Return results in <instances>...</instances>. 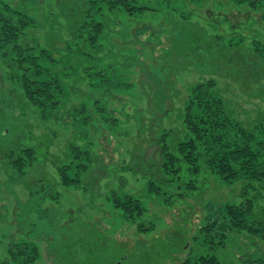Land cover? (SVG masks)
I'll return each instance as SVG.
<instances>
[{"label":"rangeland","instance_id":"374dc122","mask_svg":"<svg viewBox=\"0 0 264 264\" xmlns=\"http://www.w3.org/2000/svg\"><path fill=\"white\" fill-rule=\"evenodd\" d=\"M86 1H26L35 20L28 34L58 58L55 71L64 83L62 104L48 118L27 103L0 65V264H178L202 254L219 264H241L248 255L264 258V241L246 232L226 231L223 247L216 245L219 233L207 244L202 232L211 221L225 231L222 210L243 201L241 183L225 184L205 172L195 177L181 162L180 182L195 180L196 188L170 201L165 197L176 192L177 182L165 187L158 181L160 141L170 133L165 140L176 151L172 132L182 130L179 115L191 87L213 80L245 125L264 122V2L159 0L158 11L133 16L103 7L94 15L104 26L97 53V44L76 38L88 36L78 29ZM79 105L86 113L72 115ZM70 142L91 152L84 189L59 184L57 167L69 160ZM24 147L35 150L37 161L21 180L12 161ZM152 178L161 196L148 189ZM112 191L141 201L138 221L153 229L132 226L113 207Z\"/></svg>","mask_w":264,"mask_h":264},{"label":"trees","instance_id":"16d2710c","mask_svg":"<svg viewBox=\"0 0 264 264\" xmlns=\"http://www.w3.org/2000/svg\"><path fill=\"white\" fill-rule=\"evenodd\" d=\"M26 1L20 0L13 4L0 0V65L5 69L8 81L21 91L27 103L38 110L44 118H48L62 104L65 96L64 83L55 71L59 66L58 58L42 47L35 37L28 34L29 30L35 27V20L28 13ZM30 1L39 4L42 0ZM141 1L87 0L86 13L82 16L78 29L88 32V36L77 34L76 38H82L86 43L91 41L92 45L97 44L96 52H100L102 47L98 43L99 32H102L104 26L94 20V15L101 13L103 7L108 11L122 9L132 16L145 10L158 11L161 8L159 0H154L152 5ZM234 1L251 7L264 2V0ZM216 84L213 80H207L190 88L179 115L182 130L172 132L178 137L176 151L171 150L165 140L170 133L165 132L160 141L161 179L158 181L165 187L177 182L176 192L170 194L169 198L165 197L170 201L182 197L181 190L185 189L192 193L196 188L195 180L180 182L181 162L185 163L188 173L195 177L205 172L218 176L225 184L241 183L243 201L239 204H227L222 210L225 231H221V226L216 221H211L202 228L205 240L207 244H214L211 238L219 233L216 245L223 247L226 231H234L246 232L264 241V122L245 125V122L237 118L232 101L219 93ZM16 87H13L14 90ZM84 107L74 106L69 112L76 116L79 114L77 110H80L79 115H82L86 113ZM88 119L89 117L85 115L82 121L86 124ZM68 150L69 160L57 167L59 184L84 189L81 177L92 167L91 152L73 142L69 143ZM36 161L37 155L33 148L21 149L19 156L14 157L12 161L15 177L22 180ZM39 187L46 191L47 196H52L49 184L46 188L44 184ZM148 189L161 196V187L153 178L148 183ZM167 193V189L163 191L164 196ZM110 201L113 207L139 231L153 229V224L138 221L144 213L142 203L138 199L129 195L122 198L112 191ZM33 259H36L35 255ZM178 264L219 262L213 255L202 254L187 255L180 259ZM241 264H264V258H253L248 255L241 259Z\"/></svg>","mask_w":264,"mask_h":264}]
</instances>
